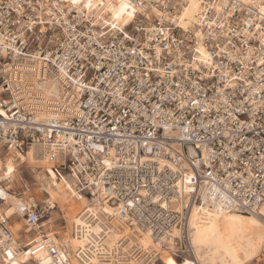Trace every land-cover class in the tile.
I'll return each instance as SVG.
<instances>
[{
    "label": "built area",
    "instance_id": "obj_1",
    "mask_svg": "<svg viewBox=\"0 0 264 264\" xmlns=\"http://www.w3.org/2000/svg\"><path fill=\"white\" fill-rule=\"evenodd\" d=\"M186 2L129 0L133 18L113 28L100 8L0 0V159L35 147L58 161L51 167L57 176L71 175L78 192L115 208L79 213L89 226L74 225L73 235L86 238L74 252L54 234L28 238L54 206L24 195L29 178L3 177L1 166L0 264L21 251L29 258L45 252L56 264L71 257L79 264L157 263L138 237L158 241L173 228L170 251L181 258L186 217L203 200L264 223V9L200 0L197 38L178 23ZM198 42L206 51L201 60ZM35 65L39 78L55 74L69 91L47 119L39 118L43 103L24 78ZM187 144L196 157L187 156ZM11 196L19 202L7 216ZM14 219L23 221L16 236ZM112 232L120 236L109 248Z\"/></svg>",
    "mask_w": 264,
    "mask_h": 264
},
{
    "label": "bare ground",
    "instance_id": "obj_2",
    "mask_svg": "<svg viewBox=\"0 0 264 264\" xmlns=\"http://www.w3.org/2000/svg\"><path fill=\"white\" fill-rule=\"evenodd\" d=\"M65 1L71 3V0ZM238 1L264 9V0ZM87 3L88 0H79L76 6L82 8L87 13H91L97 8H100L104 22L111 26L115 24L117 28L126 26L134 15V8L130 5L129 0H92V3L96 7L91 9L84 7ZM125 3L129 7L123 12H120L122 4ZM199 9L200 0H187L186 4L180 10L178 22L179 26L185 30L192 31L197 38L201 36L200 29L195 25L197 22L196 15ZM129 12L132 13L131 17L128 15ZM117 14H119V18H117ZM196 50L198 59L201 60L206 57L205 48L200 42L197 43ZM35 67L37 65L28 67L24 78L28 84L32 85L33 91L38 94V101L43 103L44 111L40 113L39 118L47 119L52 112L46 110H53L55 109L54 107L66 103V95L69 91H67L61 79L55 74L44 75L42 78H39ZM5 153L4 160H0V168L3 166V177H14L17 158L20 161H24L27 157L33 162H41L43 166L35 174V178L39 182V188L33 190L35 197L32 196V193H25L24 195H29L37 199L43 197L42 193H45L46 197L43 201L48 202L58 210L60 218L65 224L63 238H57V240L62 245L68 247L71 252L76 251L80 247H84L86 239L84 236L82 238H76L73 235L74 225L89 226L80 218L79 213L84 209L92 213L101 210L111 213L115 211V208L107 204L106 201L95 198L89 199L78 192L75 185L76 182L71 175L67 176L63 174L54 177L50 173L52 172L51 165H55L58 161H49L35 147L29 148L26 153H20L14 150H8ZM9 168L12 169L11 172L8 171ZM191 177V174L188 173V179H191ZM0 194H3L1 189ZM9 202L10 206L5 212L7 216L18 207L19 199L11 196ZM172 208L179 209L175 203L172 204ZM48 218L46 221L50 220ZM22 225V220H13L11 229L15 236L18 230L23 228ZM186 225L188 227V243L185 249L188 250L190 248L191 264H235L237 260L241 261L242 264H248L258 258L261 252H264V223L258 214L246 213L236 207L227 209L218 204L210 205L203 200L201 204H193L191 206L190 212L186 217ZM90 229H92V232H97L98 226L92 225ZM40 230H36L35 233L38 234L34 233L35 237H41ZM25 231L27 230L25 229ZM176 233V229L173 228L169 236L163 237L158 241L151 240L147 234L138 237V244L141 249L148 250L152 256L156 255L158 257L159 262L156 263L154 260H151L148 264H171L170 257L163 258V253L167 252L173 255L170 249L174 248L172 236ZM32 234L33 232L30 234L27 233L26 236L29 238ZM47 234L50 235V233ZM119 236L120 234L118 232L109 234L106 238L107 246L112 248ZM25 260H30L31 262L37 261L39 264H56L45 252L38 253L34 257L29 258L25 251H21L18 254V258L11 264H21ZM69 264H79V262L74 257H71ZM132 264L138 263L134 262ZM261 264H264V261Z\"/></svg>",
    "mask_w": 264,
    "mask_h": 264
},
{
    "label": "rangeland",
    "instance_id": "obj_3",
    "mask_svg": "<svg viewBox=\"0 0 264 264\" xmlns=\"http://www.w3.org/2000/svg\"><path fill=\"white\" fill-rule=\"evenodd\" d=\"M4 156H5V153L3 152L2 160H4ZM16 161H17V163H16L17 164V171L15 172L14 176H17L19 173L22 175H26V177H28L30 182L32 183V186H31L32 189L33 190L38 189L39 185L37 183H39V182L36 181L35 174L37 173V170H40L41 166H43L41 164V162H39V161L33 162V161L29 160V158H27V157L25 158L24 161H20V160H18V158ZM51 166H54V164ZM50 173L54 177L57 176L53 171ZM61 175H63V173H61ZM33 180H35V181H33ZM42 196L43 197H41V198H37V200L39 202H45V201H43L44 198L46 197L45 193H42ZM48 217H49L48 219H50V220L45 221L43 223L41 229L45 230L46 232H48L50 234L52 233V234L58 236L57 238H59V239H62L63 238V232H64L63 229H64L65 224H64L63 220L60 218V214H59L58 210L56 208H54ZM45 231L43 233H46ZM161 249H163V248H161ZM189 253H190V248H188V250H186V252L184 253V255H182L181 258L176 260L171 254L164 252L163 258L167 257V256L170 257L171 264H191L192 258L190 256L191 253L190 254ZM263 261H264V252H261V254L258 256V258L251 261L248 264H261Z\"/></svg>",
    "mask_w": 264,
    "mask_h": 264
},
{
    "label": "snow or ice",
    "instance_id": "obj_4",
    "mask_svg": "<svg viewBox=\"0 0 264 264\" xmlns=\"http://www.w3.org/2000/svg\"><path fill=\"white\" fill-rule=\"evenodd\" d=\"M71 3H72L73 6H75V5H77V4L79 3V0H71ZM84 7L91 9V8H93V7H96V5L92 3V0H88V3L85 4ZM128 7H129V5H128L127 3L122 4L121 9H120V12H123V11H124L126 8H128ZM128 15H129V17H131L132 13L129 12ZM117 18H119V14H117ZM112 27L115 28L116 25L113 24ZM8 171L11 172L12 169L9 168ZM78 223H79V222H78ZM253 223H255V222H253ZM235 264H242V262L237 260V261L235 262Z\"/></svg>",
    "mask_w": 264,
    "mask_h": 264
},
{
    "label": "water",
    "instance_id": "obj_5",
    "mask_svg": "<svg viewBox=\"0 0 264 264\" xmlns=\"http://www.w3.org/2000/svg\"><path fill=\"white\" fill-rule=\"evenodd\" d=\"M184 151H185V153L187 154V156L190 157V158H194V157L197 156V153H196L194 147L191 146V145H188V144L185 145V146H184ZM75 185H76V183H75ZM172 256H173L176 260L179 259L177 256H174V255H172Z\"/></svg>",
    "mask_w": 264,
    "mask_h": 264
},
{
    "label": "crops",
    "instance_id": "obj_6",
    "mask_svg": "<svg viewBox=\"0 0 264 264\" xmlns=\"http://www.w3.org/2000/svg\"><path fill=\"white\" fill-rule=\"evenodd\" d=\"M4 153H5V152H4ZM5 154H6V153H5ZM0 160H2V159H0ZM15 163H16V162H15ZM16 171H17V164H16ZM36 181H37V180H36ZM37 184L39 185V183H37ZM38 188H39V187H38ZM31 193H32V196L35 197V195H33V194H34V193H33V189H31ZM34 197H33V198H34ZM34 199H35V198H34ZM35 200H37V199H35ZM37 201H38V200H37ZM44 231H45V230L41 229V230H40V234H41L42 232H44ZM45 232H46V231H45ZM47 233H48V232H46V234H47ZM51 234H52V233H51ZM51 234H50V235H51ZM41 235H42V234H41ZM41 235H40V236H41ZM32 236L34 237L35 235L32 234Z\"/></svg>",
    "mask_w": 264,
    "mask_h": 264
}]
</instances>
